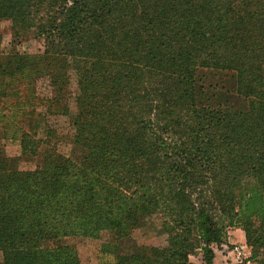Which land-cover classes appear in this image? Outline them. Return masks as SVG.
I'll return each mask as SVG.
<instances>
[{
    "label": "trees",
    "instance_id": "16d2710c",
    "mask_svg": "<svg viewBox=\"0 0 264 264\" xmlns=\"http://www.w3.org/2000/svg\"><path fill=\"white\" fill-rule=\"evenodd\" d=\"M3 21L45 45L0 56V137L21 143L0 155V264H81L42 246L66 237L114 264H212L225 222L264 264V0H0ZM47 116L69 137L25 131ZM146 216L165 245L122 255Z\"/></svg>",
    "mask_w": 264,
    "mask_h": 264
},
{
    "label": "rangeland",
    "instance_id": "374dc122",
    "mask_svg": "<svg viewBox=\"0 0 264 264\" xmlns=\"http://www.w3.org/2000/svg\"><path fill=\"white\" fill-rule=\"evenodd\" d=\"M44 39L38 37L17 38L11 30L10 21H3L0 28V56H8L13 54H41L44 51ZM77 87L72 85L71 93L64 95L62 103H68L71 107L75 106V94ZM37 96L44 99L40 109L45 111L47 107V99L52 96V89L47 85L40 84L37 87ZM221 98L212 99L211 104H218ZM45 123L38 119L32 118L24 122V129L27 132L36 130L43 131L46 127L54 128L61 137L68 138L65 129L68 128L69 122L67 118L62 116H47ZM40 123L39 128L37 127ZM68 130V129H67ZM0 128V135H3ZM21 154V143L16 140H6L0 137V155L8 158L19 157ZM24 169L34 170L36 162L28 160L23 163ZM225 220V219H224ZM227 221V220H226ZM226 223V237L221 244H212L210 248L213 251L212 264H261L252 260V249L247 243L246 233L240 227H229ZM168 235L165 233L160 217H143L140 226L131 238L124 239L120 243V253L125 256L142 255L150 256V250L153 246L162 247ZM242 241H240V240ZM44 249H57L59 247H69L76 253L81 264H114L115 257L104 255L100 252V241L80 238L66 237L57 240L47 241L42 244ZM244 247V249H240ZM241 251L238 252V249ZM75 251V252H74ZM189 264H207L204 253L201 250L195 251L189 257ZM260 261H264V249L260 251Z\"/></svg>",
    "mask_w": 264,
    "mask_h": 264
},
{
    "label": "built area",
    "instance_id": "2783aa9c",
    "mask_svg": "<svg viewBox=\"0 0 264 264\" xmlns=\"http://www.w3.org/2000/svg\"><path fill=\"white\" fill-rule=\"evenodd\" d=\"M240 249H242V250H243V249H244V247H241ZM236 250H238V252H239V253L241 252V251L239 250V248H238V249H236Z\"/></svg>",
    "mask_w": 264,
    "mask_h": 264
},
{
    "label": "crops",
    "instance_id": "0c3cea01",
    "mask_svg": "<svg viewBox=\"0 0 264 264\" xmlns=\"http://www.w3.org/2000/svg\"><path fill=\"white\" fill-rule=\"evenodd\" d=\"M240 240V239H239ZM240 241H242V240H240Z\"/></svg>",
    "mask_w": 264,
    "mask_h": 264
}]
</instances>
